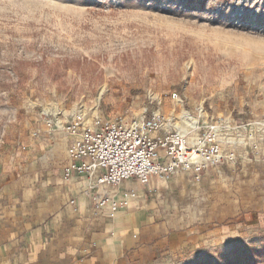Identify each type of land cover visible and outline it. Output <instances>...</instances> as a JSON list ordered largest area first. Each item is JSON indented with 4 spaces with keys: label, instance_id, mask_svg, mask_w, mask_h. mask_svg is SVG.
Wrapping results in <instances>:
<instances>
[{
    "label": "rangeland",
    "instance_id": "obj_1",
    "mask_svg": "<svg viewBox=\"0 0 264 264\" xmlns=\"http://www.w3.org/2000/svg\"><path fill=\"white\" fill-rule=\"evenodd\" d=\"M146 108L230 120L235 160L134 185L181 238L140 264H264V0H0V215L62 173L76 110Z\"/></svg>",
    "mask_w": 264,
    "mask_h": 264
},
{
    "label": "crops",
    "instance_id": "obj_2",
    "mask_svg": "<svg viewBox=\"0 0 264 264\" xmlns=\"http://www.w3.org/2000/svg\"><path fill=\"white\" fill-rule=\"evenodd\" d=\"M136 184L141 185L128 180L117 188L99 186L86 174L67 179L62 170L41 193L23 190L18 205L0 215V264H140L158 247L179 246L181 238L171 235L167 225L134 208L147 203L144 189ZM150 184L154 194L158 178ZM127 192L134 193L130 205L113 218L95 211L98 198L106 194L121 200Z\"/></svg>",
    "mask_w": 264,
    "mask_h": 264
},
{
    "label": "built area",
    "instance_id": "obj_3",
    "mask_svg": "<svg viewBox=\"0 0 264 264\" xmlns=\"http://www.w3.org/2000/svg\"><path fill=\"white\" fill-rule=\"evenodd\" d=\"M225 125L222 118L212 122L201 119L196 128L188 124L181 128L176 118L148 108L131 119L92 116L79 109L63 127L69 136L63 173L67 179L86 174L96 178L99 186L113 188L128 180L146 186L153 177L168 180L175 174L200 181L210 167L235 160V154L223 151ZM133 197V192L125 193L121 200L105 194L95 201L94 209L113 218Z\"/></svg>",
    "mask_w": 264,
    "mask_h": 264
},
{
    "label": "bare ground",
    "instance_id": "obj_4",
    "mask_svg": "<svg viewBox=\"0 0 264 264\" xmlns=\"http://www.w3.org/2000/svg\"><path fill=\"white\" fill-rule=\"evenodd\" d=\"M199 113H200V115L202 116V115H204V110L202 109V108H200L199 109ZM201 117H195V116H193L191 113H184L183 114V116L181 117V124L179 125L181 128H182V126H184V124H188V125H190L191 127H198V125H199V122L201 121ZM226 123H227V127H231V122H230V120H227L226 121ZM58 127L60 128V129H62V124L60 123V124H58ZM197 136V132L193 135V138H195ZM231 142H233V141H231ZM156 178H158V179H161V178H159V177H156ZM90 180V179H89ZM162 180H165V179H163L162 178ZM136 191V190H135ZM131 200L132 199H130L129 200V205H130V203H131ZM134 200V199H133Z\"/></svg>",
    "mask_w": 264,
    "mask_h": 264
}]
</instances>
